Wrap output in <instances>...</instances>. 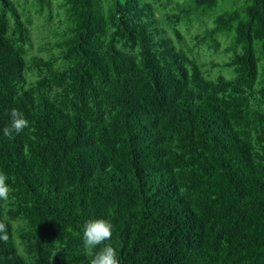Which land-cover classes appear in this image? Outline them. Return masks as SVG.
I'll use <instances>...</instances> for the list:
<instances>
[{
	"label": "trees",
	"instance_id": "obj_1",
	"mask_svg": "<svg viewBox=\"0 0 264 264\" xmlns=\"http://www.w3.org/2000/svg\"><path fill=\"white\" fill-rule=\"evenodd\" d=\"M0 172V264H264V0H0Z\"/></svg>",
	"mask_w": 264,
	"mask_h": 264
},
{
	"label": "clouds",
	"instance_id": "obj_2",
	"mask_svg": "<svg viewBox=\"0 0 264 264\" xmlns=\"http://www.w3.org/2000/svg\"><path fill=\"white\" fill-rule=\"evenodd\" d=\"M11 123L3 129L5 136H11L13 132L20 133L29 127V121L18 109L12 108L10 111ZM7 176L0 172V200L8 201L10 188L7 184ZM112 223L104 218H91L84 221L82 225V241L85 254L90 258L89 264H121L117 257L116 249L105 243L112 237ZM9 240L8 226L0 221V241ZM104 245L99 251H95L97 246Z\"/></svg>",
	"mask_w": 264,
	"mask_h": 264
},
{
	"label": "rangeland",
	"instance_id": "obj_3",
	"mask_svg": "<svg viewBox=\"0 0 264 264\" xmlns=\"http://www.w3.org/2000/svg\"><path fill=\"white\" fill-rule=\"evenodd\" d=\"M42 23V19L41 18H35L34 21V26H33V39H34V44L35 47L37 46V44L42 40L43 37V32L40 30L39 25ZM187 39H189V36L186 34L185 36ZM209 59H213V60H219L220 56H215V55H205L201 57V61H208Z\"/></svg>",
	"mask_w": 264,
	"mask_h": 264
}]
</instances>
